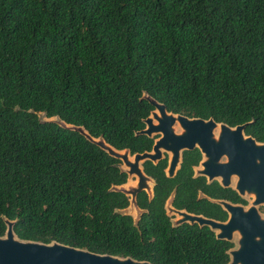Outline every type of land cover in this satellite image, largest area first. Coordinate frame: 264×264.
I'll list each match as a JSON object with an SVG mask.
<instances>
[{"label": "trees", "instance_id": "trees-1", "mask_svg": "<svg viewBox=\"0 0 264 264\" xmlns=\"http://www.w3.org/2000/svg\"><path fill=\"white\" fill-rule=\"evenodd\" d=\"M231 127L264 142V0H0V236L4 217L23 240L59 242L153 264H229L233 245L209 228H173L165 203L225 220L197 193L247 204L232 189L193 178L199 150L175 179L168 160L145 164L157 182L138 226L115 211L129 198L112 158L78 132L41 124L60 116L133 154L154 140L136 136L153 111ZM34 110L36 113H29Z\"/></svg>", "mask_w": 264, "mask_h": 264}, {"label": "water", "instance_id": "water-1", "mask_svg": "<svg viewBox=\"0 0 264 264\" xmlns=\"http://www.w3.org/2000/svg\"><path fill=\"white\" fill-rule=\"evenodd\" d=\"M143 99L153 106L150 116L144 121L145 129L136 136L155 139L151 151L133 154L130 149L119 150L110 145L104 136L94 137L83 126L69 124L60 116L49 117L46 112L37 114L41 124H56L78 132L92 144L119 160L117 168L126 174L128 181L113 186L117 192L129 198V206L115 213L129 216L138 226L148 210L138 203V195L146 192L150 202L155 197V179L145 171V164L157 165L167 159L166 174L175 178L182 168L184 154L199 150L202 160L195 168V178L203 177L209 184L218 182L224 189H232L246 205L226 200H212L227 212L224 222L195 215L173 206L174 195L168 199L165 211L173 228L184 224L207 227L220 241L233 245L227 252L229 264H264V142L257 141L246 133L247 124L231 127L218 123L213 118H189L170 112L167 106L147 92ZM6 233L0 236V264H153L132 257L98 254L59 242L49 244L21 239L15 232L17 221L4 217Z\"/></svg>", "mask_w": 264, "mask_h": 264}, {"label": "flooded vegetation", "instance_id": "flooded-vegetation-1", "mask_svg": "<svg viewBox=\"0 0 264 264\" xmlns=\"http://www.w3.org/2000/svg\"><path fill=\"white\" fill-rule=\"evenodd\" d=\"M154 141H155V139H153ZM197 150V149H196ZM195 151V150H194ZM202 156V155H201ZM201 160H202V158H201ZM201 162V161H200ZM200 162H199V164H200ZM199 164L198 165H196V166H194L193 167V178H195V168L197 167V166H199ZM165 173H166V170H165ZM179 173V172H178ZM178 175V174H177ZM166 176H167V174H166ZM168 178V177H167ZM176 178V177H175ZM175 178H170V179H175ZM154 179V178H153ZM205 180H206V183L208 184V185H213L214 183H212V184H209L208 183V180L205 178ZM127 181H128V177H127ZM156 181V180H155ZM217 182V181H216ZM157 183V182H156ZM218 183V182H217ZM219 184V183H218ZM220 185V184H219ZM157 186V185H156ZM221 186V185H220ZM156 188V187H155ZM143 193V192H142ZM144 193H146V192H144ZM141 194V193H140ZM147 194V193H146ZM148 195V194H147ZM172 195H174V203H173V206L176 208V209H178V210H186L187 212H189V213H191V214H195V215H203V214H197V213H195V212H191V211H188L186 208H178L177 206H176V201H177V197H178V189L177 188H174L173 189V191H172V193L170 194V196L168 197V199L169 198H171V196ZM139 196V195H138ZM149 197V196H148ZM155 198V197H154ZM168 199H167V201H168ZM210 199H212V200H226V201H229V202H232V201H230V200H228V199H215V198H212V197H210L209 195H207L206 193H204L202 190H199L198 191V193H197V200L198 201H202V200H207V201H209V202H211V203H213ZM150 201V200H149ZM167 201H166V203H167ZM166 203H165V205H166ZM233 203V202H232ZM213 204H215V203H213ZM235 204H237V203H235ZM217 205V204H216ZM243 205H246V204H243ZM219 206V205H218ZM221 207V206H220ZM222 208V207H221ZM223 210V209H222ZM224 211V210H223ZM225 212V211H224ZM226 214H227V212H225ZM203 216H205V215H203ZM206 217V216H205ZM207 218H209V217H207ZM211 219H214V218H211ZM228 219V214H227V217H226V219L225 220H218V221H221V222H224V221H226ZM170 220H171V218H170ZM215 220H217V219H215Z\"/></svg>", "mask_w": 264, "mask_h": 264}]
</instances>
